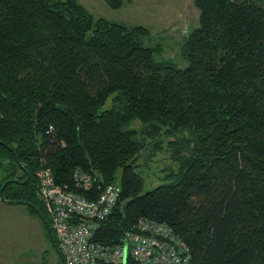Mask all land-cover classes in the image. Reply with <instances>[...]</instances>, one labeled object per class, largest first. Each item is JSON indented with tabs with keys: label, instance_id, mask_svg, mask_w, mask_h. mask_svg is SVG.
I'll return each instance as SVG.
<instances>
[{
	"label": "trees",
	"instance_id": "obj_1",
	"mask_svg": "<svg viewBox=\"0 0 264 264\" xmlns=\"http://www.w3.org/2000/svg\"><path fill=\"white\" fill-rule=\"evenodd\" d=\"M193 4L180 66L158 58L145 26L78 0H0V186L44 221L60 256L36 197L39 165L67 188L75 167L90 171L88 196L119 180L95 240L121 242L148 217L187 243L186 264H264V0ZM162 134L175 167L143 191L139 153Z\"/></svg>",
	"mask_w": 264,
	"mask_h": 264
},
{
	"label": "built area",
	"instance_id": "obj_2",
	"mask_svg": "<svg viewBox=\"0 0 264 264\" xmlns=\"http://www.w3.org/2000/svg\"><path fill=\"white\" fill-rule=\"evenodd\" d=\"M51 129L49 125L48 130ZM34 176L36 197L49 217L64 264H125L128 256L133 260L129 264L187 263V243L167 222L154 218H138L133 229L124 231L121 242L104 243L94 239V233L120 196L119 180L104 183L97 194L88 196L85 191L92 189L94 176L80 167L71 173L74 188L56 183L45 165H39Z\"/></svg>",
	"mask_w": 264,
	"mask_h": 264
},
{
	"label": "rangeland",
	"instance_id": "obj_3",
	"mask_svg": "<svg viewBox=\"0 0 264 264\" xmlns=\"http://www.w3.org/2000/svg\"><path fill=\"white\" fill-rule=\"evenodd\" d=\"M78 1L95 16H104L114 21L121 19L129 21L127 18H121L122 14H130L127 8L117 11L109 7L104 0ZM168 1L170 3L174 1L177 4L178 0ZM184 2L190 13L188 25L177 27L173 25V28L167 32L150 31L146 27L149 30V36L145 39L149 45L159 44L161 46L158 58L170 59L180 66L186 64L180 55V46L194 24L198 23V15L196 17L194 10L197 14L199 12L193 0H184ZM190 9L193 12H190ZM143 13L145 15V12ZM132 15L133 13L130 14ZM134 124L137 125L138 122ZM150 138L146 139L138 159L141 163L139 170L143 177V191L164 181L162 177L167 169L175 167V162L171 158L172 149L168 144L172 137L166 134L159 135V147L155 149H152ZM58 255L44 221L31 211L29 206L23 202H8L0 198V264H59Z\"/></svg>",
	"mask_w": 264,
	"mask_h": 264
},
{
	"label": "crops",
	"instance_id": "obj_4",
	"mask_svg": "<svg viewBox=\"0 0 264 264\" xmlns=\"http://www.w3.org/2000/svg\"><path fill=\"white\" fill-rule=\"evenodd\" d=\"M126 8L133 15L122 14L121 18H127L129 21L121 19L119 22H125L129 25L140 24L147 27L150 31L167 32L173 28V25H176L175 27L188 25L187 23L190 20L189 9L187 11L184 0H178L177 4L174 1L170 3L168 0H123V4L119 8L114 9L122 11ZM194 11L197 17L198 14L196 10ZM143 12H145V15ZM190 12H193V10L190 9ZM195 24L193 28L198 23Z\"/></svg>",
	"mask_w": 264,
	"mask_h": 264
},
{
	"label": "water",
	"instance_id": "obj_5",
	"mask_svg": "<svg viewBox=\"0 0 264 264\" xmlns=\"http://www.w3.org/2000/svg\"><path fill=\"white\" fill-rule=\"evenodd\" d=\"M18 165L20 166V168H21L22 170H24V167H23L20 163H19ZM25 174H26V177H25L24 180L21 181L22 183H23V182H26V181L29 179V177H30V174H29L27 171H25ZM11 180H14V181H16V182H20L17 178H14V179H11ZM5 183H7V181H5V182L0 186V198L3 199V200H5V201H8V202H14V201H16V202H23V203H24L23 200L9 199V198H5V197L3 196L2 192H3V188H4ZM47 230H48V233H49V235H50V230H49V229H47ZM50 239H51V235H50ZM59 256H60V255H59ZM60 263H61V264H64L62 256H60Z\"/></svg>",
	"mask_w": 264,
	"mask_h": 264
}]
</instances>
